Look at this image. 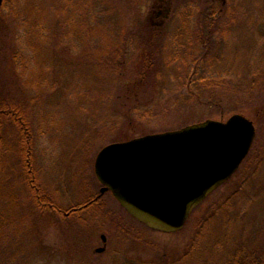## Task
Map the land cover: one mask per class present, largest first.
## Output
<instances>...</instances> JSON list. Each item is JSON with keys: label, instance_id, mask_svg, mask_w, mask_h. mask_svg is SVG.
Masks as SVG:
<instances>
[{"label": "rangeland", "instance_id": "rangeland-1", "mask_svg": "<svg viewBox=\"0 0 264 264\" xmlns=\"http://www.w3.org/2000/svg\"><path fill=\"white\" fill-rule=\"evenodd\" d=\"M106 3L107 17L104 12L97 18L94 6L82 10L79 3L65 28L68 14L53 17L51 36L41 38V46L19 39L12 19L0 24V88L29 106L34 171L64 208L79 204L88 189L101 195L94 165L107 145L208 119L226 121L236 113L256 122V105H264V0H225V5L217 0ZM161 5L170 7L169 19L166 14L157 18ZM211 8L224 12L219 22L223 35L212 36L208 46L196 36ZM96 19L101 36L94 35ZM153 21L164 24L156 65L145 66L144 53L134 50L136 39L123 43L126 66L118 70L117 79L107 74V68L101 69L105 65L100 59L111 52L110 44L124 39L119 35L122 27L129 39L141 26L153 27ZM260 120L264 125V116ZM16 149L4 194L11 200V215L25 221L9 228L0 264L7 259L9 264H224L233 238L252 239L256 229H261L258 242L264 249V202L258 197L248 203L243 195L238 198L239 193L234 207L236 216L241 215L234 219V213L228 214L230 228L223 218L216 219L195 243L199 251L185 254L196 237V221L240 188L242 172L199 206L180 232L145 227L123 211L110 192L103 199L114 218H107L105 210L104 216L89 220L90 226L88 222L82 226L35 207ZM261 177L264 182V168ZM246 191L254 195L255 187ZM83 213L76 214L78 220L87 221L95 212ZM102 235L108 239L106 251L97 253L103 247ZM220 237L232 239L217 249Z\"/></svg>", "mask_w": 264, "mask_h": 264}, {"label": "trees", "instance_id": "trees-1", "mask_svg": "<svg viewBox=\"0 0 264 264\" xmlns=\"http://www.w3.org/2000/svg\"><path fill=\"white\" fill-rule=\"evenodd\" d=\"M106 1L107 0H97L94 2V0H91V5L90 3L88 4L86 0H77V2L76 0H3V5L0 10V24L3 23L4 20L12 19L18 25L17 30L19 31V39H29L33 44L37 43L41 46L42 41L40 39L49 38L51 36V31L49 29L53 17L57 18L58 14L65 17L64 14H68V18H66L62 24L65 28L73 18L71 15H74V8L76 7L77 9L78 3L79 9L82 10L86 7L92 8V6H94L97 18L99 15H102V13L104 14V12H106L105 16L107 17ZM99 2H104L106 5L99 7ZM207 12L208 15H205L203 21L205 22L204 27H201L203 30L200 29L201 31L197 32L196 37L203 40L204 44L209 46L212 36L218 35L222 38L223 32L219 27V22L224 12L217 8H211L207 10ZM84 22L86 21L84 20ZM101 28L100 20L96 19L95 25L93 26L94 35H103V30H101ZM204 30H206V33ZM218 33H220V35ZM128 34L129 33L126 32V27H122L119 35L126 40H116V43L110 44L111 47L109 49L111 52L107 56L106 51L104 59H100L104 61L105 65H101V69L104 67L107 68V74L113 79H117L118 70L126 66V63H123V61H125L124 55L127 54V52L126 49H124L123 43L130 45L137 39L134 50L138 52V54L141 52L144 53V64L145 66L149 65V68H152L154 64L156 65V61L159 57L158 54L160 53V49L158 37L161 34L160 31L145 24L139 28L137 33L132 32L131 38L129 39ZM132 57L130 58L131 60ZM98 66L100 65L98 64ZM149 68H146V70ZM258 100L259 99L256 98L255 102L258 103ZM217 106H219V104L215 107L218 108ZM256 107L258 111H256L257 121L255 124L258 133L249 156L236 174L243 173L241 176L242 181L240 183V188L227 199L224 198L225 200H223V203L219 204L217 209L211 208L209 212L205 213L203 217L196 221V237L190 247L187 248L185 254H195L199 251L198 247L195 248V246H198L195 243H197L201 236L210 230L211 225L216 219L223 218L225 224H227L225 227L230 228L231 225L229 224L232 223V216L229 217L228 214L234 213V219L241 215L238 214V216H236L237 210H235L234 207L235 200L239 193H241V195L238 198H241L243 195V197L248 198V203H252V201L258 197H261L264 202V191L261 192L264 187L263 178L261 177L264 168V125H262L263 122L260 120V117L264 116V105H256ZM29 113V106L23 101L14 99L4 88H0V249L3 247L4 239L7 238V233L11 231L9 228L15 227V225L19 226L21 225L20 222L25 221L24 218H18L16 220L11 215V200H7L6 194H4L9 184L8 178L12 165L11 155L14 154V149H16V147L18 157L21 159L20 164L27 174V183L31 197L34 200L35 207L39 211L45 212L46 210H51L61 216L64 222L73 219L82 226L83 223L87 222V225L89 224L90 226L89 220L94 217L96 218L98 215L104 216L103 212L105 210H107V218L110 220L115 216V212L107 208V202L100 196L99 192H90V189H88L86 192L87 194L85 193V198L79 204L64 208L61 207L58 202L55 201V197L50 195L44 186L41 185L38 179L39 177H37L34 171V135ZM252 186L255 187L254 195L249 194L250 191H246L247 189L250 190ZM120 208L125 211L121 205ZM83 212L95 213L93 216L89 217L87 221L78 220L76 214ZM129 229L131 231L132 228ZM260 230L261 229H256L255 233H252V239L242 235L240 236L241 239H237L236 236H233V241H231V252L227 256L224 264H264V249L258 242ZM128 233L130 234V232ZM230 239L232 238L220 237V243L217 249L221 246L226 247ZM1 264H9V259H7L6 263Z\"/></svg>", "mask_w": 264, "mask_h": 264}, {"label": "water", "instance_id": "water-1", "mask_svg": "<svg viewBox=\"0 0 264 264\" xmlns=\"http://www.w3.org/2000/svg\"><path fill=\"white\" fill-rule=\"evenodd\" d=\"M2 5L0 0V10ZM256 136L255 120L236 113L226 121L208 119L109 144L94 165L101 195L112 193L129 215L151 230L180 232L193 212L239 171ZM101 238L97 253L106 251L107 237Z\"/></svg>", "mask_w": 264, "mask_h": 264}, {"label": "flooded vegetation", "instance_id": "flooded-vegetation-1", "mask_svg": "<svg viewBox=\"0 0 264 264\" xmlns=\"http://www.w3.org/2000/svg\"><path fill=\"white\" fill-rule=\"evenodd\" d=\"M216 1V0H215ZM217 1H221V0H217ZM222 2V1H221ZM222 5H223V3H222ZM163 8H165V9H163ZM167 11H170V7L168 6V7H163V5H161L160 6V9H158V12H157V18L159 19L160 18V16L161 15H163V14H165V13H167ZM152 25H153V27L156 29V30H160V28L161 27H163V25L162 24H156L154 21L152 22ZM161 32V31H160ZM102 188V187H101ZM101 188H100V191H101ZM107 193H109V192H107ZM106 194V193H105ZM104 194V195H105ZM104 195H100L101 197H103ZM102 239V238H101ZM107 241H108V239H107Z\"/></svg>", "mask_w": 264, "mask_h": 264}]
</instances>
